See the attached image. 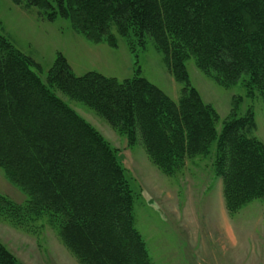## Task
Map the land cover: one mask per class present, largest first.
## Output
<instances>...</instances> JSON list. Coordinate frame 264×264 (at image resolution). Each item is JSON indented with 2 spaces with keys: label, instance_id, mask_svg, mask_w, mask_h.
Wrapping results in <instances>:
<instances>
[{
  "label": "trees",
  "instance_id": "obj_1",
  "mask_svg": "<svg viewBox=\"0 0 264 264\" xmlns=\"http://www.w3.org/2000/svg\"><path fill=\"white\" fill-rule=\"evenodd\" d=\"M12 1L45 12L47 20H68L94 44L113 46L115 36L152 41L183 86L177 102L144 78L73 76L60 56L47 80L121 132L136 129L166 173L185 159L208 156L215 141L216 117L190 84L188 60L224 88L248 78L264 102V0ZM30 67L39 70L0 36V169L26 197L15 204L0 194V214L19 226L45 218L79 264H151L114 151ZM254 130L245 117L230 122L219 140L214 165L230 214L264 201V147ZM0 264H20L1 243Z\"/></svg>",
  "mask_w": 264,
  "mask_h": 264
},
{
  "label": "rangeland",
  "instance_id": "obj_2",
  "mask_svg": "<svg viewBox=\"0 0 264 264\" xmlns=\"http://www.w3.org/2000/svg\"><path fill=\"white\" fill-rule=\"evenodd\" d=\"M52 7L57 10L56 4ZM44 13L0 0V36L38 66L39 70L28 69L114 151L132 195V224L151 264H264V201H253L230 214L214 165L223 131L235 120L250 117L255 124L251 136L264 147V102L248 78L224 88L192 59L186 62L191 86L214 111L215 141L208 156L185 159L169 174L151 160L136 129L121 132L47 80L60 56L73 76L96 72L120 83L144 78L177 102L183 86L174 81L152 41L146 38L140 45L133 36L132 43L115 36L113 46L94 44L74 32L68 20H47ZM0 194L15 204L26 200L1 169ZM0 243L20 264H79L45 218L26 219L19 226L0 214Z\"/></svg>",
  "mask_w": 264,
  "mask_h": 264
}]
</instances>
